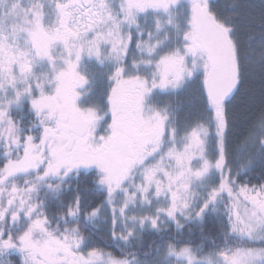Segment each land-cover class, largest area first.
Wrapping results in <instances>:
<instances>
[{"label": "snow or ice", "instance_id": "6c2138e0", "mask_svg": "<svg viewBox=\"0 0 264 264\" xmlns=\"http://www.w3.org/2000/svg\"><path fill=\"white\" fill-rule=\"evenodd\" d=\"M0 264H264V0H0Z\"/></svg>", "mask_w": 264, "mask_h": 264}, {"label": "trees", "instance_id": "16d2710c", "mask_svg": "<svg viewBox=\"0 0 264 264\" xmlns=\"http://www.w3.org/2000/svg\"><path fill=\"white\" fill-rule=\"evenodd\" d=\"M260 79H259V76L258 75H252L249 77L248 79V84L254 88L257 92L259 91V88H260ZM247 98H248V94H247V91L246 89H241V93L240 95L238 96L237 98V104H239L240 102L242 101H247Z\"/></svg>", "mask_w": 264, "mask_h": 264}]
</instances>
